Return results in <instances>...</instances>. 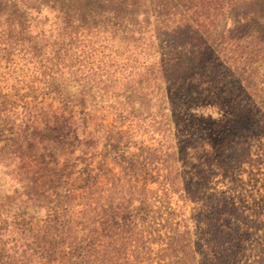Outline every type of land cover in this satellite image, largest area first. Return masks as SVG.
Instances as JSON below:
<instances>
[{"label":"rangeland","instance_id":"rangeland-1","mask_svg":"<svg viewBox=\"0 0 264 264\" xmlns=\"http://www.w3.org/2000/svg\"><path fill=\"white\" fill-rule=\"evenodd\" d=\"M163 1L142 0L136 12L105 3L69 31L62 0H0V116L18 111V123L30 110L45 127L41 116L58 115L53 129L26 135L21 160L0 131V264H173L164 224L174 212L190 231L188 261H214L224 230L232 249L242 246L241 264H255L264 247V0H226L220 13L202 10L205 0ZM182 7L198 22L184 45L170 14ZM247 23L256 46L230 38ZM181 48L195 54L164 77ZM242 48L253 54L241 57ZM48 68L61 73L63 93L44 82ZM244 153L256 164L236 165ZM90 189L104 195L90 204L93 220Z\"/></svg>","mask_w":264,"mask_h":264},{"label":"trees","instance_id":"trees-1","mask_svg":"<svg viewBox=\"0 0 264 264\" xmlns=\"http://www.w3.org/2000/svg\"><path fill=\"white\" fill-rule=\"evenodd\" d=\"M40 0H35V2H39ZM142 0H62L64 4L67 5V8L63 11V16H64V22H65V27L66 29H69V31H72V28L80 27V25H86V21L84 20L86 17H89L91 13H96V8L101 7L103 4L105 5H111L112 7H120L121 9H126L129 8L130 11H135L139 7L140 3ZM167 1V0H166ZM31 3V2H30ZM159 3H165L164 1L160 0ZM99 5V6H98ZM226 5V0H205V6L202 8V10H208L210 12L214 13H220ZM61 6V5H60ZM56 7V6H55ZM105 7V6H102ZM120 9V10H121ZM186 9V11H185ZM58 10V9H56ZM127 10V9H126ZM192 10V13H190ZM184 11V12H183ZM195 9L193 8H175L174 11H172V16L173 15H178L179 21L177 22L178 27L174 30V33L172 34V38L174 41H176L178 44L180 42H183L182 45L185 44V38H187V33L190 34L188 37V43H191L194 39L193 34L195 33V25L198 24L193 19V14H195ZM190 13V14H189ZM161 16V15H160ZM250 23H247V25L243 26L241 24L235 25L232 27V36L230 38H234L238 33H241V36H238L236 39H239L240 37H245L247 45H252L256 46L258 45V36L254 37H249L251 34H254L252 29H250L249 26ZM181 28L179 30V27ZM257 38V39H256ZM72 40V39H70ZM232 40V39H230ZM257 42H254V41ZM259 40L263 41V38H259ZM239 55L244 58H247L249 54H253V52H248V55L244 54L243 48L240 49ZM195 53H187L186 49L181 48V51H178L175 53V55L172 57L171 60H167L166 64L163 65V69L159 71L160 72H166L168 73L167 75H164V77L169 76L170 74H178V72L182 69L185 68V66L188 63V57L194 55ZM257 53H254V55ZM238 55V56H239ZM39 56V54H38ZM56 57V55H55ZM252 57V56H250ZM39 61V60H38ZM171 61V62H170ZM162 66V65H161ZM72 73V71H71ZM41 74L44 76L42 77L44 82L48 81V87L50 88L51 91L54 93H63L62 88L58 84V78L61 77V73L59 72H54L53 70L49 69L48 70H43L41 71ZM86 75L91 74V72H86ZM161 76V75H160ZM156 77V76H155ZM162 77V76H161ZM0 104L3 105L4 101L0 99ZM68 104L65 102V105ZM83 106V105H82ZM18 111H12L8 113L5 117H1V122H0V131L1 133H4L7 135L8 140L3 143V148L5 151L11 150L14 152H17L19 154L18 157L21 160L20 153L22 152V148L25 146H28L30 142H28L27 134H37L39 131H42V133L47 132L49 129H53L57 124L55 123L58 119V115L55 113H52V111H49L50 115L49 118L47 115L41 116V120L47 124L45 127H38V125L35 124L36 117L37 115H31L30 110H25L23 111L24 113L22 114V119L20 122L16 123L14 120H12V116L15 115ZM41 114V113H40ZM44 115V112L42 113ZM49 125V126H48ZM39 128V129H38ZM27 135V138H26ZM238 160L239 162L236 165H241V166H246L250 165L254 162L253 165H255V161L251 159L249 161L248 154H241L239 156ZM248 157V158H246ZM2 159V164L5 169H7V174H12L15 170V166L12 164L13 160L10 156L6 155V152L1 155ZM255 160V159H254ZM21 165H16V170L21 168ZM18 174V172H16ZM19 175V174H18ZM95 180V179H94ZM97 182V179H96ZM91 190V189H90ZM71 191L68 192V195L70 194ZM91 196L89 198V205H86L88 218L93 220L94 215L97 213H94L95 207H91L90 204H95L96 206L101 205L100 199L103 198L104 195L101 193H96L97 191L91 190L89 191ZM75 196L71 194V198H74ZM88 197V196H87ZM177 208H180V205H177ZM173 215V214H172ZM175 217L177 218L176 221H172L170 219L169 222L164 224L165 228H169L170 230V236L169 240L167 241L168 245L172 247L173 252L175 253L174 260L172 261L173 264H196V262L188 261L189 257L191 255L192 258H194V255H192L193 250L191 248V242H190V236L189 229L187 228L186 225V219L184 218L183 214L180 212H174ZM82 216L85 217V215L82 214ZM83 218V217H82ZM259 218V216H258ZM258 220V219H257ZM71 227H73V222L70 220L69 222ZM228 234L226 231L223 230V232H216L214 242H215V247H216V259L214 261H210L209 263L206 264H241L245 263V258L244 254L242 255V246L238 247L236 246L234 249L231 248L230 242L231 240L227 238ZM227 238V240L225 239ZM148 244H143L144 246V253L149 254V252H152L153 249L150 247V243ZM227 242V243H226ZM241 242V239H240ZM241 245V243H239ZM190 245V248H189ZM238 245V243H237ZM12 248L11 243H6L5 249L10 250ZM240 248V249H239ZM164 247L161 246L159 250L164 251ZM182 252L181 255H179ZM256 259H255V264H264V247H262V251L260 250L258 253H256ZM246 257V255H245Z\"/></svg>","mask_w":264,"mask_h":264}]
</instances>
